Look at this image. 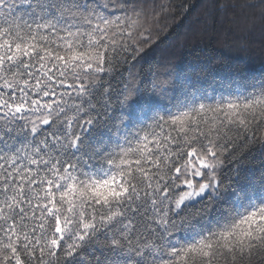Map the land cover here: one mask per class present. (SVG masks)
<instances>
[{
  "label": "snow or ice",
  "instance_id": "6c2138e0",
  "mask_svg": "<svg viewBox=\"0 0 264 264\" xmlns=\"http://www.w3.org/2000/svg\"><path fill=\"white\" fill-rule=\"evenodd\" d=\"M176 7L0 0V264H264V63L137 69Z\"/></svg>",
  "mask_w": 264,
  "mask_h": 264
},
{
  "label": "trees",
  "instance_id": "16d2710c",
  "mask_svg": "<svg viewBox=\"0 0 264 264\" xmlns=\"http://www.w3.org/2000/svg\"><path fill=\"white\" fill-rule=\"evenodd\" d=\"M178 7L152 28V38L144 46L137 69L149 65L183 64L193 50L203 49L217 61L233 60L259 68L264 63V36L237 29L228 23L230 13L212 9L213 0H173Z\"/></svg>",
  "mask_w": 264,
  "mask_h": 264
}]
</instances>
